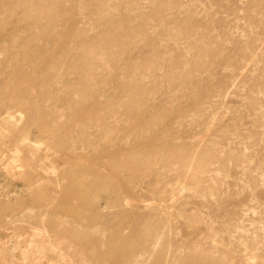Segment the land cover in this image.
Here are the masks:
<instances>
[{
    "label": "rangeland",
    "instance_id": "374dc122",
    "mask_svg": "<svg viewBox=\"0 0 264 264\" xmlns=\"http://www.w3.org/2000/svg\"><path fill=\"white\" fill-rule=\"evenodd\" d=\"M0 264H264V0H0Z\"/></svg>",
    "mask_w": 264,
    "mask_h": 264
},
{
    "label": "bare ground",
    "instance_id": "6f19581e",
    "mask_svg": "<svg viewBox=\"0 0 264 264\" xmlns=\"http://www.w3.org/2000/svg\"><path fill=\"white\" fill-rule=\"evenodd\" d=\"M27 138H28V137H25V139H24L23 141H25ZM39 144H42V143H39ZM38 230H39V229H38ZM42 230H44V229H42ZM39 231H40V230H39ZM39 231H37L36 234H37ZM42 232H43V231H42ZM41 234H43V233H41ZM54 249H57V248L54 247Z\"/></svg>",
    "mask_w": 264,
    "mask_h": 264
}]
</instances>
